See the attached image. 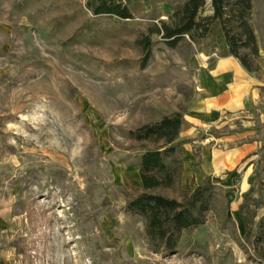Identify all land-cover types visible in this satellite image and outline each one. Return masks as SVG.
<instances>
[{
    "label": "rangeland",
    "instance_id": "1",
    "mask_svg": "<svg viewBox=\"0 0 264 264\" xmlns=\"http://www.w3.org/2000/svg\"><path fill=\"white\" fill-rule=\"evenodd\" d=\"M85 2L0 0V264H264V0H252L249 13L260 96L198 134L256 139L257 151L199 183L181 176L154 190L182 199L208 176L222 179L205 222L158 252L126 209L142 190L141 142L128 130L186 115L203 40L170 46L150 32L183 0H131L130 19L92 16ZM146 35L154 45L144 63ZM200 149L192 144L198 162Z\"/></svg>",
    "mask_w": 264,
    "mask_h": 264
},
{
    "label": "trees",
    "instance_id": "2",
    "mask_svg": "<svg viewBox=\"0 0 264 264\" xmlns=\"http://www.w3.org/2000/svg\"><path fill=\"white\" fill-rule=\"evenodd\" d=\"M131 0H86L85 7L92 16L106 15L130 19ZM210 4L211 13L204 14ZM252 0H183L176 5L167 20L161 19L150 30L170 46H176L185 36L200 43L215 20H219L229 52L249 71L257 66L251 57L258 55L256 37L249 22ZM144 63L149 59L154 42L146 35L140 39ZM248 49L249 53L242 50ZM184 115L174 112L157 121L144 123L128 130V136L141 142L136 163L142 190L127 201L126 209L141 217L144 234L154 252L175 249L182 231L205 222L210 198L220 177L208 176L194 189L182 191V199L155 193L158 188L178 186L184 161L182 148L186 141L179 140L185 122ZM147 143H153L149 146ZM253 187H250V191Z\"/></svg>",
    "mask_w": 264,
    "mask_h": 264
},
{
    "label": "crops",
    "instance_id": "3",
    "mask_svg": "<svg viewBox=\"0 0 264 264\" xmlns=\"http://www.w3.org/2000/svg\"><path fill=\"white\" fill-rule=\"evenodd\" d=\"M213 27L218 30L215 36L211 32ZM215 37L218 38L217 43ZM200 59L202 74L199 88L179 132V140L192 139L183 146L189 155L183 159L182 176L185 180L193 178L197 183L206 174L235 169L257 151L259 145L256 139L240 141L228 134H206L199 140L198 134L206 126L243 113L260 96L261 84L255 73L247 70L229 52L219 20L213 22L200 45ZM193 143L200 145V162L193 154Z\"/></svg>",
    "mask_w": 264,
    "mask_h": 264
}]
</instances>
